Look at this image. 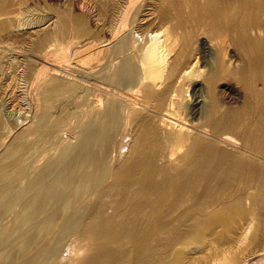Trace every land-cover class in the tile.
<instances>
[{
  "label": "bare ground",
  "instance_id": "1",
  "mask_svg": "<svg viewBox=\"0 0 264 264\" xmlns=\"http://www.w3.org/2000/svg\"><path fill=\"white\" fill-rule=\"evenodd\" d=\"M104 1L102 28L58 8L39 38L38 54L64 44L93 65L80 103L54 81L1 154L0 264H264V0ZM25 4L0 0L1 40L40 34L11 36L41 20ZM73 104L76 145L38 166L60 127L49 110Z\"/></svg>",
  "mask_w": 264,
  "mask_h": 264
},
{
  "label": "rangeland",
  "instance_id": "2",
  "mask_svg": "<svg viewBox=\"0 0 264 264\" xmlns=\"http://www.w3.org/2000/svg\"><path fill=\"white\" fill-rule=\"evenodd\" d=\"M79 1H80L79 2L80 8H82V9L85 8L84 11H77L76 12L73 8V5H72L73 2L71 0H59V2H53V1L51 2L48 0H27V4H25V6H26L25 10L27 12L22 11V15H20L21 18H24L25 23H29L30 20H31L30 23H35V22L37 23L39 18L41 20L37 24H34V26L33 25L32 26L25 25L24 26L25 28L22 27V28L15 29L17 31H14L11 36L25 35V33H30V34L32 33V36L37 35L34 32H39L40 34L36 37H32L29 44L27 43L25 45L12 44L11 43L12 41L11 42L7 41L8 42L7 43L5 39L3 41V40H1V37H0V65H2V67L4 68V69L0 68V118H1L0 119V124H1L0 134L2 133L1 134V136H2V135H6V133H7V136H6L5 142L3 143V146H0V158H1V154L7 148L6 146H8L10 143H12L14 141L15 137L18 135V133L20 132V130L22 128L27 126V125L25 126V124L28 122L37 121L36 117L39 116V114H41L43 111H45V109H47L45 106V105L48 106V102L45 101L47 98V87L49 85H52V83L54 84V81L55 82L61 81L62 83L64 82L67 85L66 87H64L65 89L61 90L58 93L57 98L61 99L63 96L64 97H66V96L70 97L71 96V98H72V96L73 97L75 96L74 98H77L76 101H78V103H80V100L82 99L81 96L83 95V92H81L79 89L78 90L79 92L74 91V93H73V91H71V86H76L79 84V80L81 77V71H82L83 67L84 68L85 67L90 68L93 65V61L89 58V56L88 55L86 56L84 54L79 55V57H78V55L75 56V54L73 53L74 50H73V48L71 49V47L69 50L68 49H67V51L65 50L64 51L65 53H64L62 50L61 51L59 50V48H62V46H64V44L62 45V44H58V43H56L54 45V47H52L54 50H58V51H56L54 54L49 56V58H48V56L45 57L43 55L45 52H43V54L37 53V49H38L37 47L39 45V40L42 39L43 37H45L47 34L52 33L53 28H54V27H52V26H54L53 21L56 20L58 17V14H61V12H63V11L65 13L68 12L69 13L68 15H71V17L73 18V21L76 20L75 22L78 21V17L84 16L83 18L87 19V21L83 20V21H86L84 23L90 24L89 19H91L92 23L95 24V26H97L98 28H102V25L104 26L105 22L107 21V17L109 14L107 12H105L103 9H100V8L96 9V6L99 7L100 5L105 4L106 2L104 0H79ZM53 3L54 4L58 3V4H60L61 7L60 6L59 7L58 6L52 7ZM69 5H71V6H69ZM28 7H30V8H28ZM92 7H94V8H92ZM34 8H35V10H34ZM58 8L62 9L63 11H60V9H58ZM31 9H33V10H31ZM54 9H56V10H54ZM58 10H59V12H58V14H56ZM53 12L54 13L56 12V13L54 14ZM30 13H32L31 14L32 16L29 15L31 18L28 17V14H30ZM36 13H38V14H36ZM74 13L76 15H74ZM82 13H84V14H82ZM139 13L140 14H138V18L141 19V15L143 13H141V10L139 11ZM40 14H42V15L40 16ZM78 14H80V15H78ZM86 15H87V17H86ZM75 16L77 17L76 19L74 18ZM43 17H46V19L44 21H43ZM19 22L20 23L23 22L20 20V17H19ZM11 23L15 25L16 20L12 21ZM75 25H76V23L74 24V26ZM11 28H13V27H11ZM49 29H51L52 31ZM23 31H24V33H23ZM17 38H19V37H16V39ZM60 45H62V46H60ZM82 55H84V56H82ZM79 60H80V62H79ZM82 61H85V62L83 63ZM40 63H42V64L40 65ZM43 63L46 66H44ZM81 64H82V66H81ZM31 65H33V66H31ZM40 66L44 67L42 69V71L40 70V72H42V73H38V71H39L38 67H40ZM26 79H27V81H26ZM34 80H35V83H34ZM89 87H88V90L90 91L91 86H89ZM75 107H76V105L73 104L70 106L68 105L67 107H65L61 111L56 109V108H52L49 110L50 116L48 114L47 121L49 122V119L52 122L59 121L60 127L57 129L58 132L56 134L57 137L54 140L55 142L54 141L50 142V147H51L50 153L47 151H46V153L45 152L43 153V154H46V156L42 155V157H40L41 160H40V162L37 163L38 166H40V164H42L44 162V160H46L50 157H51V161L56 159V157L59 154V151L61 150V148L64 147V145H67L69 147H73V145H76L75 143H77V141H76L77 137L82 131L81 129H82L83 123L81 122V115L77 113V111L79 109H76L78 107H76V108ZM3 122H7V125L5 126V124ZM13 122H19L20 124H18L16 126V128L12 130V133L9 132V134H8V131L10 129V124H12ZM5 130H6V132H5ZM65 139H67V140L64 141ZM127 139L128 138H124V139H122L123 140L122 141L120 137L119 138L117 137V140L119 142L121 141L120 144H117V146H114V148L111 149V150H115V151H112L111 154L109 152L110 156L113 155V156H111V159H112V157H113V159L110 160V162H112V164L114 163V160H115L114 157L115 158L118 157L121 144H125ZM118 141H117V143H118ZM60 143H62V145ZM69 143H71V144H69ZM114 143H116V142H114ZM51 145H53V146H51ZM125 150H126V147L121 151L123 152ZM47 153H49V154L47 155ZM43 157H44V159H43ZM198 252L199 251H197V249H194V247H193L192 250L187 251L186 253L188 254V256L190 255V256L194 257V256L198 255ZM184 264H190V263L186 262Z\"/></svg>",
  "mask_w": 264,
  "mask_h": 264
}]
</instances>
